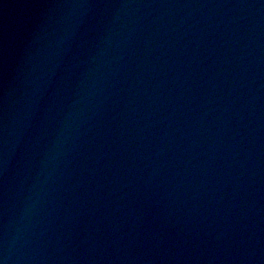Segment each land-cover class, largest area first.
Instances as JSON below:
<instances>
[{
	"label": "water",
	"instance_id": "water-1",
	"mask_svg": "<svg viewBox=\"0 0 264 264\" xmlns=\"http://www.w3.org/2000/svg\"><path fill=\"white\" fill-rule=\"evenodd\" d=\"M0 264H264V0H0Z\"/></svg>",
	"mask_w": 264,
	"mask_h": 264
}]
</instances>
